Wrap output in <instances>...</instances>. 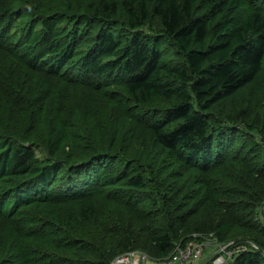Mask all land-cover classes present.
<instances>
[{"label":"trees","instance_id":"trees-1","mask_svg":"<svg viewBox=\"0 0 264 264\" xmlns=\"http://www.w3.org/2000/svg\"><path fill=\"white\" fill-rule=\"evenodd\" d=\"M69 1L71 9L76 5L84 9L70 16V21L75 19L71 29L59 26L64 17L58 13L37 14L40 19L28 20L19 34L14 30L15 0H0V41L17 43L23 63L30 68L45 65L53 74L80 48H87L79 60L84 80L96 83L97 89L113 83L125 87L138 112L119 111L114 120L125 124L129 119L135 129L146 126L156 149L130 155L124 149L131 145L121 142L118 129L99 131V117L91 113L77 128L84 129L87 144L78 143L77 151L69 152L74 124L70 117L54 115L45 124L48 158L43 160L28 142L8 136L11 130L0 120V180L9 189L0 195V215L18 231L13 240L0 237V254H13L15 248L26 264H39L33 256L39 250L32 242L40 240L45 230L49 235L53 232L41 214L44 205L56 200L69 204L94 194L97 185H116L127 203L120 205V221L129 222L136 199L143 206L136 207L140 208L137 234L133 227L113 228L127 239L117 242L123 253L119 256L144 250L164 262L178 245L185 247L196 239L204 242L193 232L213 233L220 242L237 232L248 236L254 246L234 254L232 264H264V185L260 184L264 167H246V161L230 166L226 176L217 172L229 165V144L239 133L249 134L256 127L212 116L215 106L255 80L263 67L264 9L248 0H201V5L198 0ZM153 15L159 17L160 26L157 32H147L143 27ZM167 43L176 47L181 63L166 57L171 52ZM117 161L123 166H116ZM241 172L248 179L244 185ZM94 211L92 207L72 213L63 210L69 213L62 220L68 228L69 219L65 249L86 245L87 231H81L86 228L71 223L76 216L90 221ZM202 216L204 221L199 219ZM87 237L95 239V235ZM77 251L69 264L115 260L112 249L98 251L95 259ZM205 259L201 264H211Z\"/></svg>","mask_w":264,"mask_h":264},{"label":"rangeland","instance_id":"rangeland-1","mask_svg":"<svg viewBox=\"0 0 264 264\" xmlns=\"http://www.w3.org/2000/svg\"><path fill=\"white\" fill-rule=\"evenodd\" d=\"M248 2L251 5H259L264 9V0H248ZM69 3V0H15V3L12 4L15 14L14 30L20 34V29L25 27L28 20L34 17L37 20L40 19L41 16L38 17L37 14L50 17L55 16L57 13L59 18L64 17L61 19L59 26L71 29L75 19L70 21V16L73 13L82 14L84 9L80 6L75 8L77 5L71 9ZM70 4H73V2ZM197 5H201V0H198ZM159 26V17L153 15L143 29L147 32H157ZM7 40L9 39L0 41V120H4L6 126L11 130L12 135L8 136L16 135L18 141L28 142L29 145L35 148L36 154L45 160L48 158L45 149L48 129L45 124L49 117L55 115L65 120L71 118L70 122L74 124L76 129L73 131L75 136L72 135V146L69 148V152H71L77 151L78 143L87 144L88 136L84 134V129L83 132H80L77 131V128L85 125V121L93 113V116L99 117L96 119L99 131L101 128H104V130L110 129L111 131L118 129L120 137L123 138L121 142L131 145V147L124 149H128L130 155H135L137 152L155 151L153 135L146 126L135 129V127L130 126L129 119L125 124L123 122L117 123L114 120L113 115L119 113V111H126L127 115H129V111L130 115L138 112L135 103L127 98L125 87L120 83H113L104 86L102 89H97L96 83L92 84L84 80L79 60L85 55L87 48H80L76 56L58 74H53L45 65L40 64L36 68L28 67L23 63L21 49L17 46V43H10ZM2 43L5 46L1 45ZM165 46L171 50L166 57L171 58L174 63L183 61V58L178 55L176 47L168 43ZM107 82L109 81L107 80ZM212 111V116L216 115V118L224 121L235 120L241 127H246L247 124H253L256 127L249 134L239 133L237 139L229 144L226 154V161L229 165L223 168L224 171L219 169L217 172L221 173V176L223 174L226 176L232 171L230 166H240L246 161V167H258L259 164L264 167V63L255 80L227 97ZM123 164L122 161L116 162V166H123ZM236 171L240 172L242 168H237ZM244 175L245 172L239 174V178L244 181L243 185L248 181ZM168 181L171 182V180ZM260 184L264 185V182H260ZM4 185L0 180V195L9 190L7 185ZM96 188L94 194L84 198H74L69 201V204H66L67 202L64 200H56L44 205L41 214L46 216L45 222H50L49 230L53 232L49 235L46 234L45 230L44 236H41L40 240L32 242L35 243V248L39 250V254L33 255H37L36 258L39 260V264H59V261H64L63 264H69V261H71L69 258L77 250V255L86 251V256L95 259L98 251L112 249L115 251L114 255L112 254V259L115 258V260L111 264H115L117 258L121 257L119 254L123 253L118 249L117 242L119 240L126 242L127 239L124 238L125 234H117L113 231V228H116L114 227L116 224L121 228V231L124 230V227H133L135 234H137L139 228L136 225V219L140 214V208L136 207L142 205L136 199L137 206L132 208L133 212L129 216V222L128 220L122 222L120 221V205L124 206L127 203L125 198L118 195L116 185L103 187L97 185ZM86 190H89V188H86ZM88 207L95 209V216L93 218L90 216V221L85 222L82 217L78 218L76 216L74 222L71 223L73 227L79 226V228L87 229H80L81 231H87L85 235V238L88 239L86 245L65 249L63 246L69 243V219L67 221L68 228L62 225V220L67 219L65 214L69 215L77 208ZM65 209L69 213H63ZM261 216L264 220V204L261 206ZM199 219L204 221V216ZM78 220H80L79 223H77ZM211 229L209 228V230ZM17 233L18 231L15 229L13 222L3 221L0 215V237L6 241L13 240L17 238ZM88 234L95 235V239L88 238ZM192 234L199 238L202 236L201 238L204 240L202 243L205 245L202 261L206 258L209 260L208 263L211 261V264H214V261L220 256H224L226 252L237 253L240 250L254 246L247 238L248 236L240 237L243 235L237 232L233 234L234 237L226 242L217 240L213 233L193 232ZM193 243H198V240L196 239ZM142 251L145 252L144 250L137 252ZM143 252L142 254L146 253L147 260L146 262L142 261V264H163L160 259H153L147 252ZM67 260L69 261L67 262ZM0 264L26 263L25 258L22 260L18 258L17 251L14 248L13 254H0Z\"/></svg>","mask_w":264,"mask_h":264},{"label":"built area","instance_id":"built-area-1","mask_svg":"<svg viewBox=\"0 0 264 264\" xmlns=\"http://www.w3.org/2000/svg\"><path fill=\"white\" fill-rule=\"evenodd\" d=\"M205 245L202 242L189 243L183 247L178 245L170 257L163 264H201L203 258V248ZM235 252H226L224 256H220L214 261V264H232ZM146 254L142 252H129L117 258L115 264H142L146 262Z\"/></svg>","mask_w":264,"mask_h":264}]
</instances>
